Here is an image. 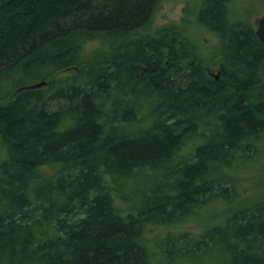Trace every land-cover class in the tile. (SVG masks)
Returning a JSON list of instances; mask_svg holds the SVG:
<instances>
[{
	"label": "trees",
	"instance_id": "trees-1",
	"mask_svg": "<svg viewBox=\"0 0 264 264\" xmlns=\"http://www.w3.org/2000/svg\"><path fill=\"white\" fill-rule=\"evenodd\" d=\"M231 1L197 14L215 79L183 25L148 30L162 0H0V264H264V197L233 208L231 173L264 140V41ZM37 71L42 88L2 84ZM140 96L158 98L142 117ZM215 202L221 223L149 236Z\"/></svg>",
	"mask_w": 264,
	"mask_h": 264
},
{
	"label": "rangeland",
	"instance_id": "rangeland-1",
	"mask_svg": "<svg viewBox=\"0 0 264 264\" xmlns=\"http://www.w3.org/2000/svg\"><path fill=\"white\" fill-rule=\"evenodd\" d=\"M201 0H162L159 10L155 13L153 22L149 26L148 30L153 28H159L167 24L183 25L189 35L190 39L195 43L197 48L196 58L203 64L204 67H209L214 74L219 70V57L220 46L218 47L217 37L200 25L197 20V14L200 8ZM235 18L249 21L255 28L256 20L264 13V0H232L230 3ZM98 45L97 42L91 43L86 49H94ZM218 47V48H217ZM217 55V56H216ZM194 63V62H193ZM43 72L33 73H17L13 77L2 81V84H7L8 91L16 86H25L35 83L39 80L40 75ZM67 74L72 75V72ZM74 74V72H73ZM157 97L153 98V102L146 100L143 96L139 97V102L143 106L140 117L148 115L155 106ZM146 121H149L147 119ZM143 123L131 124L128 129L134 130L141 126ZM188 144L184 149V153H189L196 145L202 142V136L193 137L187 141ZM258 151L251 155L249 159L237 160L238 164L234 165V171L232 173L235 179V191L238 193L236 206H242L243 201L254 202L264 197V140L257 142ZM252 153V152H251ZM146 183L142 178H138L133 182L132 191H124V194L129 198L122 199L121 195H116V204L124 212L131 208L135 203L132 199H135V195L138 197L145 190ZM135 189V190H134ZM137 191L135 194L133 192ZM227 204L221 202H215L208 204L205 207L197 210V212L191 215L181 225L175 227L170 225L167 227H152V231L149 230V236L152 233H158L163 236L165 233H181L189 232L191 234H199L206 226L215 225L222 222L226 212L228 211ZM230 207V209H233ZM153 264H158L159 257L154 255Z\"/></svg>",
	"mask_w": 264,
	"mask_h": 264
},
{
	"label": "water",
	"instance_id": "water-1",
	"mask_svg": "<svg viewBox=\"0 0 264 264\" xmlns=\"http://www.w3.org/2000/svg\"><path fill=\"white\" fill-rule=\"evenodd\" d=\"M254 30H255L256 37L260 41H264V13L259 18H257L256 26H255ZM46 84H47L46 81L41 80V81L35 82L33 84H30V85H25V86L19 87L14 92V94L17 93V92L23 91V90L39 89V88H42L43 86H46Z\"/></svg>",
	"mask_w": 264,
	"mask_h": 264
},
{
	"label": "flooded vegetation",
	"instance_id": "flooded-vegetation-1",
	"mask_svg": "<svg viewBox=\"0 0 264 264\" xmlns=\"http://www.w3.org/2000/svg\"><path fill=\"white\" fill-rule=\"evenodd\" d=\"M192 65H193V63H192ZM203 71H204L205 76L207 78H212V77L215 79L219 78L220 70H217L216 73L214 74V72L209 67H204Z\"/></svg>",
	"mask_w": 264,
	"mask_h": 264
}]
</instances>
